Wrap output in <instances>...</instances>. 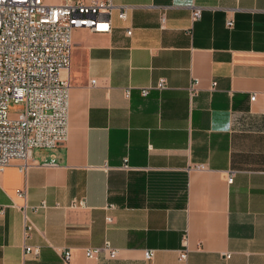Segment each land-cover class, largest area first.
Instances as JSON below:
<instances>
[{"label": "crops", "instance_id": "0c3cea01", "mask_svg": "<svg viewBox=\"0 0 264 264\" xmlns=\"http://www.w3.org/2000/svg\"><path fill=\"white\" fill-rule=\"evenodd\" d=\"M112 1L73 32L67 142L0 168V264H264V0Z\"/></svg>", "mask_w": 264, "mask_h": 264}, {"label": "built area", "instance_id": "2783aa9c", "mask_svg": "<svg viewBox=\"0 0 264 264\" xmlns=\"http://www.w3.org/2000/svg\"><path fill=\"white\" fill-rule=\"evenodd\" d=\"M118 8L119 16L127 18L123 5L112 0H63L50 5L43 0H0V168L3 169L14 159H21L24 165L34 148L57 147L65 144L70 133V94L71 81L64 78L62 70L69 69L72 63L73 32L78 28H90L96 32H110L113 28L107 14ZM203 7L192 5L193 22L202 17ZM165 24V15L161 16ZM235 24L233 16L227 19V26ZM132 29H127L131 35ZM91 83L96 84V79ZM196 83L190 87L191 95L197 92ZM213 82V85H216ZM167 87L165 78L155 85L143 87L142 94L148 95L152 88ZM127 93H130L127 90ZM252 99L256 98L253 94ZM24 104L23 111L12 116L9 105ZM54 161H52L53 163ZM124 168H129L124 163ZM198 168H204L198 164ZM231 172L228 181L232 182ZM25 195V192H19ZM85 205L84 199H75L71 207ZM45 206V203L43 204ZM114 204L107 208H113ZM3 212V210H1ZM114 217L107 216L112 222ZM33 225L27 224L25 236ZM41 247L25 244V254L39 255ZM88 257L107 255L117 258L119 249L110 241L101 246L88 247ZM188 250H181L180 258H187ZM154 249L145 251V257L152 259ZM65 261L71 258V251H64Z\"/></svg>", "mask_w": 264, "mask_h": 264}, {"label": "rangeland", "instance_id": "374dc122", "mask_svg": "<svg viewBox=\"0 0 264 264\" xmlns=\"http://www.w3.org/2000/svg\"><path fill=\"white\" fill-rule=\"evenodd\" d=\"M23 109H24V104H22V103H14V102H12L9 105V111H10L12 116H14L17 113L23 111Z\"/></svg>", "mask_w": 264, "mask_h": 264}]
</instances>
